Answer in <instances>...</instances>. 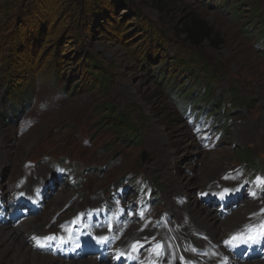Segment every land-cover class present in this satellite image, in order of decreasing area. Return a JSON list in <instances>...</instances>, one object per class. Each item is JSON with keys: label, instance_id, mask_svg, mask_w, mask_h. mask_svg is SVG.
<instances>
[{"label": "rangeland", "instance_id": "374dc122", "mask_svg": "<svg viewBox=\"0 0 264 264\" xmlns=\"http://www.w3.org/2000/svg\"><path fill=\"white\" fill-rule=\"evenodd\" d=\"M193 16L220 47L178 34ZM262 18L264 0H0V229L32 220L26 246L63 262L200 264L193 247L171 249L184 207L264 214ZM183 86L197 107L175 94ZM109 104L140 140L106 119ZM219 169L225 183L206 184ZM235 232L222 239L232 264L264 262V238L249 245L264 217ZM20 263L34 260L0 240V264Z\"/></svg>", "mask_w": 264, "mask_h": 264}, {"label": "bare ground", "instance_id": "6f19581e", "mask_svg": "<svg viewBox=\"0 0 264 264\" xmlns=\"http://www.w3.org/2000/svg\"><path fill=\"white\" fill-rule=\"evenodd\" d=\"M219 170L218 171L217 170L210 171V173H209L210 175H208L207 177H204L205 183L209 184L213 180L214 181L216 180L217 182H220V183H225L222 181V179H223L222 175L223 174H222L221 170L220 171ZM177 181H178V183L175 184L176 191L174 192L175 193L174 196H181L184 184H182L180 179ZM66 202L67 201H64L62 203V206ZM60 204L58 206H60ZM259 209H260V207H252L251 206L244 212L234 213L233 215H231L230 218L227 219V221H219L217 219V216H215L211 212V210L207 209V207L204 208V207L198 205L197 202H193L192 204H189L188 206L184 207L183 210H181L182 212H181V216H180V219H181L180 224L183 226L180 229H176L174 231L176 241L181 246H180V248L177 246L174 248L171 247V249L173 251H176L178 256H179L181 254H186L184 251L185 249L183 248V245H186L185 248H187V249H189V247L192 249V247H193V251L190 253V256L192 257L193 260L197 259L198 261H200L201 262L200 264H232V253L226 247H224L222 239L225 236H229L231 233H234L235 231H237L239 233L240 230H242V229L244 230L245 227L257 223V221H259V218L264 217V214L260 213L261 211L258 212ZM31 223H32V220H29L26 223L21 224L17 228H1L0 229V240L6 241L9 248H11L13 246H17V248L25 250V253L27 254V256H30L34 260V264H99L96 261V258L95 259H93V258L87 259L86 258L85 260L77 261V262H74V261L63 262V261H59V260L50 259L46 256H39L38 254L31 252L30 248L28 246H26V244L22 238V235H20V233H19V231L29 232L30 229L28 228V226ZM177 224H179V223H177ZM42 232H43V230H42ZM252 233L254 234L255 237L254 238L251 237V240L249 242L250 243L249 244L250 249H251L250 253H251V251L252 252L256 251L255 246L260 245V240L262 238H264L263 234H260V233L258 234L257 232L256 233L252 232ZM147 234L153 235L154 232L153 231L147 232ZM235 234H236V232H235ZM165 235H166V233H165ZM199 236H202V239H200ZM243 236L244 235L239 236L237 238V241L240 240L241 242L242 241L244 242V240L242 239ZM132 238H128V240H134L135 239V238L134 239H132ZM231 245H232V243H231ZM124 247H125V245H124ZM198 248L200 250H204L205 252L202 254L198 253L195 255V251H197ZM119 249H121V248H119ZM126 249H127V247H126ZM259 252H262V251H259ZM262 253H264V252H262ZM254 254H255V256L258 255V253H254ZM258 260L263 261L262 258L261 259L259 258V259H254L252 261L247 260L246 263H242V264H264V262L258 261ZM236 261L237 260H235L234 262H236ZM17 263H19V262H17Z\"/></svg>", "mask_w": 264, "mask_h": 264}, {"label": "trees", "instance_id": "16d2710c", "mask_svg": "<svg viewBox=\"0 0 264 264\" xmlns=\"http://www.w3.org/2000/svg\"><path fill=\"white\" fill-rule=\"evenodd\" d=\"M124 2L128 4V0H124ZM262 21H263V25L260 27L264 31V18H262ZM178 34L184 35L186 37L185 38L186 42L195 48L201 47L206 41H209L215 48H218L222 45V40L220 39L219 35L216 33L215 29L206 20L199 18V17H195V16L191 17L187 21V23H185L182 27L178 29ZM183 63L184 61L181 60L180 65ZM83 64L87 68H89V70H92V72L90 71L89 72L91 73L93 77H95L99 85H101L103 89H107L109 86L108 83H110L111 81L108 80L107 77H105L103 74L100 73V71L102 70L98 66V61L88 56H85ZM160 82L161 81H159V83ZM164 85L167 86L166 84ZM185 88L186 86L185 87L183 86L179 88L177 91H175L176 93L175 92L174 93L177 94V96L182 101H184L186 105H191V106L198 105L199 102L198 101L193 102V99H192V95L194 94V91L188 90V92L184 94ZM208 89H212V87L209 86V87L204 88L206 94H208L207 92H209ZM239 99H240L239 97H235V100H239ZM212 102L208 103V106H211ZM186 105H183L185 109H186ZM215 105L219 109H222L223 110L222 113L224 114V109L221 107V105L219 103ZM106 110L109 115L108 117H106V119L110 120L112 125L116 129H118V131L124 132V134L122 135L123 138H129L131 140L133 139L140 140V136L138 132L136 131V128L130 123L129 117L127 115L122 114V113L118 114L117 109L115 108L113 104L107 105ZM228 115L229 113L227 114V116Z\"/></svg>", "mask_w": 264, "mask_h": 264}, {"label": "snow or ice", "instance_id": "6c2138e0", "mask_svg": "<svg viewBox=\"0 0 264 264\" xmlns=\"http://www.w3.org/2000/svg\"><path fill=\"white\" fill-rule=\"evenodd\" d=\"M262 182H264V181H262Z\"/></svg>", "mask_w": 264, "mask_h": 264}]
</instances>
